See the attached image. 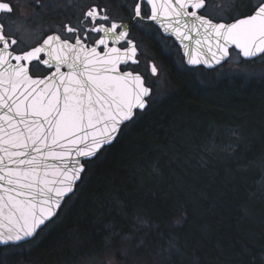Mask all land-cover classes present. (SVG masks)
<instances>
[{"label": "trees", "instance_id": "16d2710c", "mask_svg": "<svg viewBox=\"0 0 264 264\" xmlns=\"http://www.w3.org/2000/svg\"><path fill=\"white\" fill-rule=\"evenodd\" d=\"M244 76L203 81L191 71L173 73L172 90L151 96L86 164L58 215L31 242L12 246L26 250L0 260L71 264L109 254L121 264H162L172 236L184 250L175 264H264V216L251 223L246 216L260 175L255 161L264 168V125L254 119L264 116V86L256 85L264 75ZM209 125L241 133L234 151L222 150V162L204 148L218 136ZM163 171L167 178L159 179Z\"/></svg>", "mask_w": 264, "mask_h": 264}, {"label": "snow or ice", "instance_id": "6c2138e0", "mask_svg": "<svg viewBox=\"0 0 264 264\" xmlns=\"http://www.w3.org/2000/svg\"><path fill=\"white\" fill-rule=\"evenodd\" d=\"M146 2L151 6L147 18L174 34L186 55L189 45L184 41L195 36L190 65H218L229 56V46L244 58L264 54V0H241L250 12H236L230 23H214L198 14L206 9L207 0ZM18 8L16 0H0V244L4 245L31 242L57 216L65 197L70 198L82 174H87L86 164L148 106L152 95L138 72L121 69L129 62L139 63L137 48L127 39L128 25L112 19L107 9L91 6L80 26L65 25L73 42L53 34L39 46L19 50L18 40L6 34L8 20L16 18ZM132 9L135 17L144 18L139 2ZM89 32L103 34L91 47L85 43ZM121 41L129 46L109 47V42ZM41 54L47 58L41 59ZM33 61L55 70L33 78L29 69ZM151 73L157 74L155 65ZM138 223L151 227L139 218ZM167 243L162 264H175V258L184 255L183 247L172 236Z\"/></svg>", "mask_w": 264, "mask_h": 264}, {"label": "flooded vegetation", "instance_id": "af4514ba", "mask_svg": "<svg viewBox=\"0 0 264 264\" xmlns=\"http://www.w3.org/2000/svg\"><path fill=\"white\" fill-rule=\"evenodd\" d=\"M19 5L15 13V19L8 20L6 34L18 40V49L27 50L31 47L39 46L48 35L59 34L62 39L72 41V34L66 33L64 26H80L84 11L91 6H98L107 9V14L117 22L128 25V40H131L137 48L136 60L138 64L129 62L127 66L121 65V69H130L139 72L145 83L152 88V93L156 84L157 77L165 73L168 77L173 76L177 70L185 68L201 69H225L240 68L246 63H254L264 59V54L254 58H244L240 51L231 47L227 60L213 68L203 65L189 66L186 63L182 46L176 41L171 32L164 33L162 29L147 17L150 15L151 6L147 5L146 0H16ZM139 2L141 4V15L143 19L135 17L132 6ZM192 11V9H189ZM250 12V8L241 0H207L206 9H200V15H204L213 22H232L233 15ZM22 13V15H21ZM97 23H107L97 21ZM85 26L93 25L84 21ZM118 31H120L118 29ZM102 33L89 32L85 43L91 47L95 41L101 38ZM83 38V33L81 32ZM119 47L121 50L128 47L126 41L120 44L109 42V47ZM103 51V46L100 47ZM236 55L237 59L233 56ZM45 54H41V59H46ZM233 64V65H232ZM155 65L157 74L152 75L151 66ZM32 75L44 76L52 69L46 65L38 64L33 61L29 65ZM19 245V244H18ZM15 246H2L0 249ZM21 262L27 264L26 258Z\"/></svg>", "mask_w": 264, "mask_h": 264}, {"label": "rangeland", "instance_id": "374dc122", "mask_svg": "<svg viewBox=\"0 0 264 264\" xmlns=\"http://www.w3.org/2000/svg\"><path fill=\"white\" fill-rule=\"evenodd\" d=\"M234 59H237V56L234 55L233 56ZM233 65V64H232ZM183 71H191L193 72L195 75H197V77L201 80L204 81L205 78H209L211 77H218L220 75H225V74H230L232 77L233 76H246L248 77L249 75H253V77L255 76H263L264 75V59H261L259 61H256L254 63H246L245 65H243L240 68H225V69H216L214 71H210V70H204L201 68H185L183 67L182 70H177L175 73L176 75L180 74ZM244 76V77H245ZM173 77V76H172ZM170 77L168 79L167 75L165 73L160 74L157 77L156 80V84L154 87V91L152 93V97L154 99L157 98H161L162 96L168 94L171 90H172V84L174 83V78ZM245 77V78H246ZM252 82V80H251ZM253 84L254 83H249ZM256 85L258 86H264V84L262 83H257ZM260 117H254V119L256 120V122H258L261 125H264V116L262 114H259ZM249 122L246 121L245 124H248ZM209 127H211V125H209ZM214 129L216 130L214 127H211L210 129ZM217 131V135L218 136H214L213 139L209 140L207 143H204V148L208 149L211 154V157L213 159V162H217V160L219 162L224 161V155L221 153L222 150L225 151V153H231L232 151H234V149L237 147V143L240 140L241 137V133L239 130L236 129H229V128H223V130L218 133L219 130ZM216 137H218V140L215 141ZM257 163V164H256ZM203 164H205V161L203 162ZM255 165L257 166V170L259 171L260 175L259 178H257L256 182L252 184V189L250 188L251 191H257L254 193H251L249 195V199H248V212L246 213L247 215V222L251 223L250 221H254V222H258L259 218H262L264 216V168H262L263 170H261L258 166V161H255ZM167 166V165H166ZM169 168V167H168ZM239 169V167H237ZM168 171V170H167ZM163 178H167V174L163 173L159 176V179H163ZM260 194V195H259ZM28 246L26 245H20V247H6L0 250V258L4 259L5 255L7 253L13 252V251H21L22 249L25 251ZM264 249V246H263ZM263 257H264V253ZM108 257H103L100 259H91V258H80L79 260H77L75 263H71V264H121V261L117 260V257L114 258V256L107 254ZM260 256V255H259ZM258 258V256L256 257ZM260 259V258H259ZM8 264V263H6ZM21 264V263H20ZM24 264V263H22ZM27 264H35L33 261L28 262ZM123 264H127V263H123Z\"/></svg>", "mask_w": 264, "mask_h": 264}, {"label": "water", "instance_id": "95a60500", "mask_svg": "<svg viewBox=\"0 0 264 264\" xmlns=\"http://www.w3.org/2000/svg\"><path fill=\"white\" fill-rule=\"evenodd\" d=\"M152 21V20H151ZM154 23H156L161 29H162V31L164 32V33H166V31L164 30V28L160 25V24H158L156 21H153ZM232 22H234V21H232ZM214 23H230V22H223V21H220V22H214ZM168 32H170V31H168ZM172 34V33H171ZM174 37H175V39H176V41L182 46V50H183V54H184V56H185V60H186V63L188 64V62H187V60H188V55H192V54H194V49L197 47L196 45H195V43H194V41H195V36L193 35V40L192 41H184V43H186V44H188L189 45V50H188V55H186L185 54V50H184V47H183V45L181 44V42L176 38V36L174 35V34H172ZM231 47H234L235 48V46H229V49L231 48ZM238 51H239V49H237ZM230 51V50H229ZM229 54H230V52H229ZM242 55V54H241ZM229 57V56H228ZM227 57V58H228ZM227 58H225L221 63H223L225 60H227ZM254 58V57H253ZM23 63V62H22ZM220 63V64H221ZM189 66H197V65H190V64H188ZM200 65H203V66H205V67H207V68H213V67H216V66H218V65H216V64H214L212 67H208L207 65H204V64H200ZM55 69L53 68L49 73H47L46 75H44V76H35V75H32L31 74V72H30V74L33 76V78H37V77H39V78H44L45 76H48V75H50L51 74V72H53ZM126 70H128V71H132V70H130V69H126ZM62 71H67V69L66 68H62ZM134 72V71H133ZM134 73H137V72H134ZM139 73V72H138ZM140 74V73H139ZM141 75V74H140ZM142 76V75H141ZM143 77V76H142ZM143 79H144V77H143ZM144 82H145V80H144ZM145 85L146 86H148L146 83H145ZM150 87V86H149ZM147 100H148V104H149V97L147 98ZM146 109V108H145ZM138 111H141V110H138ZM127 123V122H126ZM122 127H123V125L121 126V129H122ZM118 137V136H117ZM116 137V138H117ZM116 140V139H115ZM114 140V141H115ZM113 141V142H114ZM112 142V143H113ZM111 143V144H112ZM106 146H108V145H106ZM105 146V147H106ZM95 158V157H94ZM93 158V159H94ZM82 176H83V174H82ZM80 181H78L77 182V185H78V183H79ZM71 195V194H70ZM68 197H65V200L67 199ZM65 202V201H64ZM64 204V203H63ZM62 204V205H63ZM60 211V210H59ZM59 213V212H58ZM58 215V214H57ZM55 217H53L50 221H52L53 219H54ZM50 221H47L46 222V225L50 222ZM45 225V226H46ZM44 226H42V228H43ZM38 232H39V230H38ZM36 236V235H35ZM34 236V237H35ZM33 237V238H34ZM30 239H32V238H30ZM23 242H26V241H22V242H19V243H16V244H12V243H10V244H8V245H18V244H21V243H23ZM2 246H7V245H4V244H0V247H2Z\"/></svg>", "mask_w": 264, "mask_h": 264}, {"label": "bare ground", "instance_id": "6f19581e", "mask_svg": "<svg viewBox=\"0 0 264 264\" xmlns=\"http://www.w3.org/2000/svg\"><path fill=\"white\" fill-rule=\"evenodd\" d=\"M260 56V55H259Z\"/></svg>", "mask_w": 264, "mask_h": 264}]
</instances>
